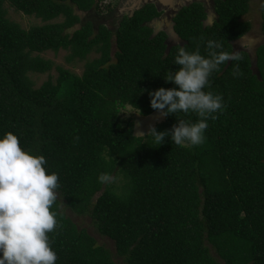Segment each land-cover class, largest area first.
<instances>
[{
  "label": "trees",
  "instance_id": "trees-1",
  "mask_svg": "<svg viewBox=\"0 0 264 264\" xmlns=\"http://www.w3.org/2000/svg\"><path fill=\"white\" fill-rule=\"evenodd\" d=\"M6 1L43 23L23 28L7 18ZM249 1L214 0L211 25L203 24L201 3L183 6L173 18L182 42L167 48L165 32L152 35L146 23L160 14L152 3L112 30L93 19L115 7L102 13L99 0H0V136L13 132L59 174L58 227L49 234L56 264H117L113 257L126 264H264V45L255 53L259 75L248 52L233 49L251 27L243 19ZM260 14L264 34V0ZM201 38L241 57L210 78L226 108L209 120L206 142L177 146L166 138L158 147L135 135L134 120L120 112H154L148 91L174 87L163 77L178 70V47L199 46L206 55ZM60 49L67 62L84 60L81 74L41 56ZM91 52L97 56L89 60ZM237 64L243 75L234 77ZM29 73L48 76L35 86ZM177 119L197 116L177 113L155 127L169 130ZM101 174L110 181L100 182ZM77 217H88L114 251Z\"/></svg>",
  "mask_w": 264,
  "mask_h": 264
},
{
  "label": "clouds",
  "instance_id": "clouds-1",
  "mask_svg": "<svg viewBox=\"0 0 264 264\" xmlns=\"http://www.w3.org/2000/svg\"><path fill=\"white\" fill-rule=\"evenodd\" d=\"M201 41L206 55L201 54L199 46L194 51L178 47L173 61L178 70H167L163 77L174 87L148 91L150 107L157 113L155 119L181 112L197 116L195 122L177 119L169 130L157 131L150 125L147 134L141 132L158 147L166 138L177 146L203 145L209 120H215L226 108L223 95L210 90V78L221 71V66L241 57L225 51L220 41ZM166 44L167 48L174 45ZM249 57L253 65L255 54ZM241 75L237 64L233 76ZM110 179L107 174L99 176L102 183ZM59 188V174L48 171L43 155L23 149L19 137L11 131L0 136V264H56L58 254L49 234L58 227L57 212L52 209Z\"/></svg>",
  "mask_w": 264,
  "mask_h": 264
},
{
  "label": "rangeland",
  "instance_id": "rangeland-1",
  "mask_svg": "<svg viewBox=\"0 0 264 264\" xmlns=\"http://www.w3.org/2000/svg\"><path fill=\"white\" fill-rule=\"evenodd\" d=\"M125 2V0H123ZM143 0H141L142 2ZM118 3V0H99V7L102 9V13L104 11H108L107 8H105L106 5H112V6H116ZM260 3L261 0H250L249 1V10L248 12L243 16L244 20H248L251 23V30L248 36H246L247 40L251 41V40H257L258 35H260V25H261V14H260ZM4 8H6V16L7 18H9L10 20H13L15 22H17L18 24H20L23 28H29L31 26H35V25H39L42 24L43 21L34 16V15H28V14H24L19 10H16L14 7H12L7 1L4 3ZM103 16H106V14H103ZM99 16H94L93 14V19H99L100 21L105 22L104 18H98ZM117 20L116 18L113 20V22L115 23ZM102 22V23H103ZM153 35V32H152ZM245 38V37H244ZM242 45L240 46H235V49L241 48L246 50V46H248V43L246 40H243ZM115 45H113L111 52L113 53L115 50ZM67 51L65 50H58L57 53H54L52 51H46L41 53V56L45 57V58H49L51 59L55 65H60L63 66L64 68H67L69 70H71L72 72L76 73V74H81L82 70H83V65H84V60H72L70 62L66 61V55H67ZM97 54L95 52H91L87 59H92L94 57H96ZM254 69V67H253ZM52 76H56L57 72L56 69H52L51 71ZM31 79L34 81L35 86H39L43 81H45L47 79V73H40V74H36V73H29ZM123 112V113H121ZM120 112V116L122 117V119L128 121V120H134V134L137 136H142L144 135L141 132H144L145 134L148 132L149 130V126H155L158 122L162 121L164 118H161L159 120L155 119V117L157 116L156 111L152 112L151 114L144 116L142 114H139L136 110H134L133 108H131L130 106H126V108H124L122 111ZM130 112H136V113H130ZM137 124H139V127L137 126ZM118 182V180H117ZM119 183V182H118ZM72 215V214H71ZM73 217V215H72ZM74 218V217H73ZM75 221L81 225L84 226L88 229V231L90 233H92L97 239L99 244H104L107 247H109L112 251H114V245L112 240H110L107 237H101L98 235V233L96 232V230L94 229V227L91 225V221L88 217H77L75 219ZM114 260L116 262H118L117 264H126L124 261H122L119 257H113ZM222 264V262H220Z\"/></svg>",
  "mask_w": 264,
  "mask_h": 264
},
{
  "label": "flooded vegetation",
  "instance_id": "flooded-vegetation-1",
  "mask_svg": "<svg viewBox=\"0 0 264 264\" xmlns=\"http://www.w3.org/2000/svg\"><path fill=\"white\" fill-rule=\"evenodd\" d=\"M119 2L120 0H118L117 5L114 7V9L110 12H108L107 14V19L111 21V23H113L114 25H118L119 21L121 20V18L124 15H132L128 13L122 14L120 12V8H119ZM164 2H166V0H143L141 2V7L147 3H152L154 4V6L156 7L157 11L160 12V14L151 19L150 21H147V25L149 27L152 28V32L153 35H155L158 32H165V34L167 35L166 37V42L170 45L173 43L177 42V39L175 37V31H174V21L173 18L176 15V13L185 5H189L193 2H199L203 5L204 10L206 12V17L203 20V24L204 25H211L213 24V21L217 18V14L214 10V0H172L171 3L169 4H163ZM132 5H134L132 3ZM135 6V5H134ZM136 10V9H135ZM134 10V11H135ZM116 18V22L114 23L113 20ZM251 25V23H250ZM252 26V25H251ZM117 27V26H116ZM251 27L250 29L247 31V33H245L242 37H240L237 41H235L233 43V49L235 52L240 51V50H244L246 52H248L249 56H252L256 53L257 49L264 45V34L262 32L261 29V25H260V35H258L257 40H247L246 36H248L250 33ZM245 37V38H244ZM243 40H246L248 43V46H246V50L238 48L235 49V46H240L242 45Z\"/></svg>",
  "mask_w": 264,
  "mask_h": 264
},
{
  "label": "crops",
  "instance_id": "crops-1",
  "mask_svg": "<svg viewBox=\"0 0 264 264\" xmlns=\"http://www.w3.org/2000/svg\"><path fill=\"white\" fill-rule=\"evenodd\" d=\"M136 0H125V2L123 1V0H120V2H119V8H120V12L122 13V14H125V13H128V11H129V14L131 13L132 14V10L134 9V5H132V3L134 4V2H135ZM137 1H139V2H141V0H137ZM172 2V0H166V2H164L163 4H169V3H171ZM106 16H107V14H106ZM106 16H99L98 18H102V17H105L104 18V20H105V22H103V21H100L99 19H97L96 21V24H98V23H104V24H106L107 26H108V28H110V29H112V30H115L117 27V24L116 25H114L113 23H111V21L110 20H108L107 19V17ZM174 44V43H173Z\"/></svg>",
  "mask_w": 264,
  "mask_h": 264
},
{
  "label": "water",
  "instance_id": "water-1",
  "mask_svg": "<svg viewBox=\"0 0 264 264\" xmlns=\"http://www.w3.org/2000/svg\"><path fill=\"white\" fill-rule=\"evenodd\" d=\"M134 9L131 11L132 13L134 12V10L135 9H139L140 7H141V2H139V1H135L134 2ZM131 14V13H130ZM175 34V37H176V39L177 40H179V41H181V38L176 34V33H174ZM170 45L168 44V47H169ZM256 61H254L253 62V66H254V70H255V72L259 75V72L257 71V67H256V63H255Z\"/></svg>",
  "mask_w": 264,
  "mask_h": 264
}]
</instances>
